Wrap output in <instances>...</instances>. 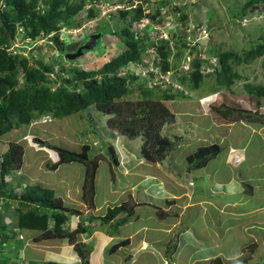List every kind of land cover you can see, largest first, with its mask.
Instances as JSON below:
<instances>
[{
	"label": "rangeland",
	"instance_id": "rangeland-1",
	"mask_svg": "<svg viewBox=\"0 0 264 264\" xmlns=\"http://www.w3.org/2000/svg\"><path fill=\"white\" fill-rule=\"evenodd\" d=\"M80 1L81 0H72V3L74 4ZM139 1H146L144 3L150 4L148 7H150V10L155 13L159 7L157 1L160 2L161 0H133V3L130 4L136 6ZM168 1L170 2L173 0ZM168 1L163 0V2ZM181 1L179 2L181 3ZM185 1L182 2V5L187 8L185 11H188V18L184 24L182 22H177L174 16H169L168 14L162 18V20L164 19L165 21V27L162 30L163 32H166L167 27L168 32L170 33L169 30L171 29L177 32L181 29L179 32L183 33L184 42H186V44L193 43L190 45L194 46L191 47L194 48V53L191 55V63H193L195 58L198 57L201 61L211 60L219 66L218 58L216 56L209 57L208 54L205 55V52L210 51V49H218L219 53L234 52L242 59L245 57V53L249 48L251 46H256L258 41L261 40L260 38L264 36V12H262V4L250 8L247 11L248 15L243 19L241 18L240 13L243 5L249 0ZM91 7L100 10V15L95 19H84ZM41 8H45V6L41 5ZM145 8H147V6H145ZM2 11L3 9L0 7V12ZM108 12L109 10L107 7L99 0L86 1L84 9L75 17L76 19L84 20L83 23H86V26L84 27L85 29H63L61 39L65 44H69L71 40H80L82 34L92 33L94 30L92 29V26L98 27L99 23L115 25L118 19H120L121 24H126L125 20H121L119 13ZM108 14H110L111 17ZM167 21H169L168 24L170 26L166 25ZM139 27H143V25L140 24ZM118 29L114 26L112 32H118ZM189 29L194 30L193 33H189ZM96 30L98 29H95L94 31ZM178 34V38H180V33ZM190 36H192V39ZM168 37L170 38L171 36L168 35ZM174 37L175 34H173V38ZM157 41L158 44H161L160 36L157 38ZM33 43L34 42L30 39L25 38L23 27L19 26L15 34L14 45L17 44L18 47H22V50L18 53L15 49L12 51H9L10 49H8V52L12 53L13 56L20 54L23 58H34L35 60L43 58L45 61H47L48 58L57 55V49L54 45H51L52 43L46 40L43 35L40 36V39L35 45L36 47L43 48L41 53L36 47H34ZM123 50H125V47L119 46L118 39L115 36L106 33L99 41L95 50L85 55L75 57L72 59L74 61L63 62V68L77 67L81 70L96 71L100 69L109 58L117 56ZM70 52L71 49L68 50V54L65 52L64 55H62V58L68 60ZM145 60L149 61L148 58ZM227 63L233 69L232 74L237 75L234 77V83L229 87L219 86L220 84L216 81L217 73L214 75L208 73L209 67L207 65L202 68L204 78L198 90H191V88H188V86L186 87L185 85L181 86L178 81V76L181 75V73L171 76L173 80L172 84L174 85L171 92L177 95L178 90H182L184 94H187V97L184 98V94L182 97H178L177 95L176 99L168 103L176 114V122L164 125L161 134L162 136H167L173 141H176L178 145L173 151L174 153L172 152L173 155H168L164 162L156 165L148 163L147 160L143 158L142 150L144 142L142 138L126 140L123 135L115 134L109 127L108 118L98 111H94L91 116H89L90 123L86 120V115L84 117L73 115L71 117L56 120L50 117H45L44 119L33 122L27 128L17 129L0 139V158H2V153L7 150L8 145L11 142L20 143L25 150L24 165L21 170L13 171L10 176L6 177L5 181L8 185L5 190H13V193L19 194L25 190L27 186L40 185L54 190L56 197L61 199L65 206L73 210L81 211L86 216L91 212L96 215L105 216L108 208L118 206L124 201H128L129 206L131 207L133 203L136 204L135 201L138 203L140 197H146L145 192L151 194L150 190H146L148 184L141 182L143 176L142 172L147 173L152 170L151 167H155L158 168L159 172L168 168V171H165L167 175L165 180L167 191L171 195L170 191H174V189L178 190L175 182L177 184L182 183L183 173L188 172L182 167L183 165L181 161L184 155L187 156L194 153L200 147L206 145L202 139L198 141L196 139L197 137H210V140L216 141L218 138L225 135L221 147L224 148L226 152L232 144L237 146V148H240L242 140L244 138H249L251 135V132L246 129L247 127L243 128L238 124L234 125L232 128H228L227 126H217L221 123L232 122H228V120H225L221 116L217 117V115H214L213 113L212 114L216 117L213 118V120L217 122V125L214 121H211L210 103L214 102L217 98L219 101L216 105L227 103L238 108L243 106L245 109H249L252 112L264 114V98L252 96L246 89L247 85L258 86L264 84V56L250 63H238L233 59L229 60ZM30 64L33 65V61H30ZM59 68L58 65L55 67V70L58 71ZM140 68L139 72L143 73ZM63 73L64 75H67L66 71ZM22 79L23 77L21 76L20 82ZM98 79L101 82L102 77L98 76ZM155 81H158V78H155ZM58 85L60 84L57 83L51 86L53 89H56ZM149 85L155 88L154 83H150ZM161 87L162 90L163 88L167 90L171 89L165 85ZM91 124L94 125V128L91 127ZM35 138H40L52 146H59L76 152H80L84 147L88 146L89 154L99 158L100 168L97 175V194L95 199L96 209L93 211L90 210L89 206L81 199L82 185L85 176L84 165L72 163L62 165L56 171L49 170L47 164L49 162L56 163L58 156L56 152L52 151L49 147L37 143ZM187 140H191L190 146L182 148V146H185V141ZM252 146L260 147V141L254 139L252 141ZM111 147L114 149V154L111 152ZM260 150L261 149L257 151L259 152ZM262 155H264V153ZM115 156L118 159V165H115V162L112 159V157L115 158ZM225 159V154L222 152L207 166V173L209 172L213 175V177L209 178L207 181L208 185L201 186L198 181L194 180V188L199 190V195L202 201H208V198L212 196V193L209 195V190L220 185V182L224 180L223 178L227 177L225 174L228 169L225 166L226 163H224ZM109 162H111V165H109ZM249 164L250 160H246V165L249 166ZM199 171H202V169H199ZM234 172L239 176L245 175V166L240 165V167L235 169ZM255 172L256 168L252 170L253 174ZM186 176L184 184L188 187L187 184H192L194 177L192 174H187ZM262 181L263 179H259L256 183H253V186H255V184H262ZM129 183L137 186L131 188ZM143 190H145V192ZM158 194H161V192ZM130 197L133 200H130ZM228 200L234 201L232 197L227 198L220 193L214 194L213 199L210 201L222 208V204ZM151 201L156 203V205L160 203V200L157 197H155V200L152 199ZM3 204V206H5L6 214L4 215L3 221H0V225H5L16 230L17 218L14 215L18 208V201L10 200L8 198L7 200H3ZM164 204L165 203L163 202V205ZM200 205L201 204H197L198 208L193 209H188L186 206L187 210L183 226H187L188 223L193 224V230H195L196 234L200 237L207 240L206 249L210 250L213 248L212 242L218 240L215 232L217 230H222L224 232L225 226L229 224H231V226L238 224L240 219H237L235 216L229 217L221 214L219 210L220 208L213 209L206 205L200 207ZM158 207L159 206L139 209V211H136L135 215L132 216V219L128 224L121 227H117L116 224H110L112 227L111 231L121 233L131 232L137 227L140 228V226L155 223ZM186 207H181V211L185 210ZM225 209L227 210L229 208ZM140 211H143L144 213H141ZM205 211L208 212L205 213ZM151 213H154V215ZM259 214L253 216L256 218V221H260L261 219ZM124 217L125 215H120L114 221L116 222L117 220L124 219ZM170 218L176 220L175 216H170ZM171 219L166 217L163 220V231L167 229L166 224H172ZM79 222L80 218L78 216H71L70 221L67 224L69 226L68 228H70V230L76 229ZM100 227L108 228L104 225H101ZM258 228L255 227L254 230L249 231L244 237H242L240 229L226 232L227 238L225 241H227V244L223 245L222 248L224 257H230L232 254L238 253L231 258L232 260L230 263L223 260L224 263L264 264V225L263 228L260 226H258ZM183 229L184 227H181L171 235L163 233V248L167 254L165 260H167L169 264H173L176 259H174V256H171L174 252L172 248L165 246V243L172 241L175 238L178 242V235ZM108 231L109 229H107L105 233L101 232V229L98 227L96 230H92L91 235H79L78 242L94 244V250L90 252V264H98V261H100V264H103L108 260L110 261V258L112 259L114 256L110 249L113 245L117 244L118 241H112L110 239L107 242L108 236L106 235V232ZM212 231L215 234H213ZM21 232L18 237L11 236L9 243L5 247H1L0 245V264H47L54 260L53 258H57L50 255V253H52L51 251L55 252L60 249L58 254L59 258L62 257L60 254H66L65 248H69L67 251L75 252L74 246L69 245L67 241H37L36 238L39 236V233H32L30 231ZM16 233L18 234V232ZM3 238V235H1L0 240ZM241 241H243L242 246ZM83 252L88 253L86 249ZM130 255L129 248L128 250L121 248V255H119L121 262L119 261V264H126V262H123L122 260H125ZM77 256L80 257L78 254ZM179 258L182 262H180V264H191V256L187 251L181 254ZM81 262H83V260H81ZM81 262L79 264H81ZM155 263L156 260L152 259V256L150 255H145L140 258V261L135 262V264Z\"/></svg>",
	"mask_w": 264,
	"mask_h": 264
},
{
	"label": "trees",
	"instance_id": "trees-1",
	"mask_svg": "<svg viewBox=\"0 0 264 264\" xmlns=\"http://www.w3.org/2000/svg\"><path fill=\"white\" fill-rule=\"evenodd\" d=\"M86 1L88 0H81L73 4L72 0H5L7 6L0 12V139L17 129L27 128L33 122L45 117L56 120L73 115L80 117L86 115L85 118L90 123L89 116L94 111H98L108 118L109 127L115 134L123 135L126 140L142 138L144 142L143 158L147 162L162 163L178 145L176 141L161 134L164 125L176 122V114L168 103L176 99L177 95L182 97L184 92L178 90V94L175 95L171 92L172 85L167 86L171 88L170 90L165 88L162 90L159 85L153 88L149 84L155 82L159 73L165 75L172 68L178 69L180 64L178 58L182 55L181 50H188L183 33L179 32L181 29L178 32L171 29L169 33L166 27V33L171 37H168V40L162 39L161 44H158L157 41V38L163 34L162 29L165 27V21L162 18L165 15L174 16L177 22L183 24L187 20L188 11H185L187 8L182 5L185 0L157 1L159 7L155 13L148 7L150 4L144 3L146 1H139L136 6H132L133 0H99L107 9L111 5L126 4V7L108 12L119 13L121 20H125L126 24H121L120 19L115 25L99 23L98 27L92 26V29L98 30L84 33L80 40H71L69 44H65L61 39L63 29L82 30L86 26L83 19L75 18L84 9ZM259 4H262V12H264V0H249L242 7L241 18L244 19L248 15L247 11ZM41 5H44L45 8H41ZM99 15L100 10L91 7L84 19H95ZM108 15L110 16V14ZM145 19L149 20L147 25L139 27ZM168 23L169 21L166 25ZM19 26L23 27L25 38L34 42V47H36L40 36L43 35L57 49V55L48 58L47 61L43 58L37 60L23 58L20 54L13 56L7 51L8 48H4V45L7 47L14 45L15 34ZM114 26L117 29L120 27L118 32H112ZM106 33L115 36L119 46H124L125 50L115 57L110 56L111 58L96 71L81 70L77 67L63 68V62L74 61L70 56L82 49L81 47L92 36H100L93 49L95 50ZM178 33H180V38H178ZM173 34H175L174 38ZM260 39L262 41H258L256 46H251L242 59L234 52L219 53L218 49H210L205 52V55L216 56L219 66L211 60L201 61L196 57L191 71L178 76L179 83L181 86H188L191 90H198L204 78L202 68L207 65L208 73H212L211 75L217 73L216 81L220 84L219 86L229 87L234 83V77L237 75L232 74L233 69L227 62L233 59L238 63H250L264 56V36ZM172 42L176 44L177 48L174 62L171 60L173 56ZM36 49L41 53L43 48L36 47ZM70 49L68 60L63 59L62 55L65 52L68 54ZM93 50L82 49L81 55ZM193 53L194 48L191 49V55ZM146 58L151 62L150 65L144 63ZM30 61H33V65L30 64ZM58 65L60 68L56 71L55 67ZM141 66V71L150 73H145L143 76L139 72ZM148 66L149 69H146ZM64 71L67 75H64ZM21 76L23 79L20 82ZM98 76L102 77L101 82ZM57 83L60 85L53 89L51 85ZM246 89L250 95L264 98V84L247 85ZM186 97L187 94H184V98ZM210 112L217 117L221 116L228 122L247 121L264 124V114L252 112L243 106L238 108L222 103L213 106ZM91 127L94 128V125L91 124ZM35 139L37 143L49 147L58 156L56 163L49 162L47 164L49 170L56 171L60 166L72 163L84 165L85 176L81 199L89 206L90 210L96 209L99 158L89 154L88 146L84 147L82 151L76 152L52 146L40 138ZM110 149L114 154V149L112 147ZM221 151L222 147L216 143L200 147L187 158L189 171L204 169ZM24 156V147L20 143L11 142L0 158V221H3L6 214L5 206H3L4 199L9 198L19 203L14 215L17 218V229L0 225V236L4 237L0 240L1 247H5L9 243L11 236L18 237L19 234L16 232L31 230L39 233L37 241H67L80 255L83 260L81 264H90V252L94 250V244L78 242L79 235H91L96 226L107 225L120 215H126L121 224L127 222L135 213V205L130 207L129 202L124 201L118 206L108 208L105 216L96 215L93 212L86 216L81 211L65 206L62 200L56 197L54 190L40 185L27 186L19 194L13 193V190L6 191L8 185L5 181L6 177L10 176L13 171L22 169ZM112 159L115 165H118L116 156ZM248 188L250 191L251 187L248 186ZM130 200H132L131 197ZM71 216L80 218L79 225L74 230H70L67 225ZM128 245L129 240H125L113 246L111 253L116 254L122 247H128ZM165 245L172 248L174 252L178 248L176 239L165 243ZM85 249L88 253L83 252ZM47 264L59 263L48 262ZM209 264L225 263L221 258H216Z\"/></svg>",
	"mask_w": 264,
	"mask_h": 264
},
{
	"label": "crops",
	"instance_id": "crops-1",
	"mask_svg": "<svg viewBox=\"0 0 264 264\" xmlns=\"http://www.w3.org/2000/svg\"><path fill=\"white\" fill-rule=\"evenodd\" d=\"M214 115L212 113L210 114V117L212 119L211 121H214L217 125V122L213 120V118H216ZM204 117H208V116H204ZM237 124L241 125L243 128L247 127L246 129H248L251 132V135L249 138H244L242 140L240 148H237V146H234L233 144L226 152L225 149L222 148L221 153L223 152L226 157L224 163H226L225 166L228 169L225 174L227 177L223 178L224 180L220 182V185H218L215 188H212V190H209V195L210 193H212V196L208 198L209 199L208 201L201 200V197L199 195V190H196L194 188L195 187L194 180L198 181L201 186L208 185L207 181L209 180V178L213 177V175L209 172L207 173L206 171L207 166L209 164L206 167H204L202 171L199 170L189 171L187 158L189 155L194 154L195 153L194 152L187 156L184 155L181 161L183 165L182 167L188 172L183 173V179L181 181L182 183L177 184L175 182L178 190L174 189V191H170L171 195L167 191V184L165 180V177H167L165 171H168V168L163 170L162 172H159L158 168L151 167L152 168L151 171L147 173L142 172L143 176L141 182H145L146 184H148V188L146 190L147 191L150 190L151 194H147L145 190H143L146 194V197H142V198L140 197L138 203L137 201L134 200L136 202V204L133 203V205H135V213L136 211L138 212L139 209L142 208L159 206L156 212L157 217L155 223H152L151 225L140 226V228L137 227L131 232H125V233L111 231L112 227L110 225V224H116L117 227H121L125 224H128V222H124L121 224L123 219L117 220L116 222L113 220L107 225H104L107 226L108 228H101L100 226L95 227V230L96 228L99 227L101 229V232L104 233L105 231H107V229H109V231L106 232V235L108 236L107 242L111 239L112 241H118L117 244H119L122 241L129 240L128 247L126 246L122 248H125L127 250L129 248L131 255L128 256L125 260H122L123 262H126V264H135V262L140 261L141 257L145 255L146 256L150 255L152 256V259L156 260L155 264H169L167 260H165L167 258V254L165 252V249L163 248V233H166L167 235H171L174 232H176L179 228L184 227V229L178 235V242H177L178 248L176 252H173V254H171V256H174V259H176V261H174L173 264H180L181 261L179 256L185 253L186 251L191 256L190 259L191 264H209L211 260H214L216 258H221L224 261L230 263V261L232 260L231 258H233L234 255H236L238 252L236 254H232L230 257H224L222 248L223 245L227 244L226 243L227 241H225V239L227 238L226 232L240 229L242 232V237H244L245 234H247L251 230H254L255 227L258 228V226H260L263 228L264 155L262 154L264 153V124L236 121L232 123H227V122L221 123L218 124L217 126H227L228 128H232L234 125ZM224 138L225 135L218 138L216 141L210 140V137L207 138L197 137L196 139L198 141L202 139L206 145H211L216 143L222 146ZM254 139L260 141V147L252 146V141ZM190 144H191V140H187L185 141V146H182V148H186L190 146ZM259 149L261 150L258 152L257 150ZM173 153L170 154V156H172ZM252 159L255 161H253ZM246 160H250L249 166L246 165ZM240 165L245 166V175L239 176L234 172V170L239 168ZM254 168H256V172L253 174L252 170ZM187 174L189 175L192 174V176L194 177L192 180V184H187L188 187L185 186L184 184L185 182L184 179L187 177L186 176ZM259 179H263L262 184H255V186H253V183H256L257 181H259ZM129 185L131 188L137 186V185H131L130 183ZM248 186L251 187L250 191ZM160 192L161 194H158ZM220 193L225 195L227 198L232 197L234 201L228 200L224 204H222V208L218 207L214 202L210 200L213 199L214 194H220ZM155 197L159 198L160 200V203L159 204L157 203L158 205H156V203L151 201L152 199L155 200ZM163 202L165 203L164 205ZM197 204H201L200 207L206 205L213 209L220 208L219 210L221 214L227 215L229 217L235 216L237 219H240V222L238 224H235L233 226L229 224L225 226L224 232L222 230H217L215 232L217 234L218 240L212 242L213 248L210 250L206 249L207 240L203 239V237H200L198 234H196L195 230H193V224L188 223L187 226H183V223L185 222L184 217L186 214L187 207L188 209L198 208ZM181 207H186V209L181 211L182 209ZM225 208H229L227 210L230 211H227ZM140 212L144 213L143 211ZM206 212L208 211H205V213ZM151 214L154 215V213ZM257 214L261 216L260 221H256V218L253 217L256 216ZM170 216L171 217L175 216L176 220L171 219ZM166 217H169V219L172 220V224L169 225L166 224L167 229L163 231V226H164L163 220ZM215 233L213 232V234ZM243 241H241V246ZM65 249L64 250L66 256L62 253L60 254L62 256L61 258L58 257L60 249L55 252L51 251L52 253H50V255L52 257L53 256L57 257V258H53L54 260H52L51 262H57L60 264H79L81 262V259L79 256H77V253L75 254V252H71L69 250L67 251V249L69 248H65ZM113 255L114 256L112 257V259L110 258V261L108 260L103 264H119V261L121 262L119 256L121 255V249L120 252H117L116 254ZM98 264H100V261H98Z\"/></svg>",
	"mask_w": 264,
	"mask_h": 264
},
{
	"label": "built area",
	"instance_id": "built-area-1",
	"mask_svg": "<svg viewBox=\"0 0 264 264\" xmlns=\"http://www.w3.org/2000/svg\"><path fill=\"white\" fill-rule=\"evenodd\" d=\"M123 7H126V4L124 5H115V6H109L108 10H117L119 8H123ZM111 8V9H110ZM149 22L148 19H145L143 20L142 24L143 26H146L147 23ZM145 23V24H144ZM167 26H170L169 24H167ZM194 30H188L189 33H193ZM190 38L192 39V36H190ZM160 39H164V40H168V34L166 32H163V34L160 35ZM190 44H193V43H190ZM190 44H187V47H188V50L184 51V50H181L182 52V55L180 56L179 59V67L178 69H174L172 68L171 71H169L167 73V75H163V74H159V78H158V81H155L154 82V86H163V84L167 87V85H170L171 84V75L173 74H176L178 72H184V73H188L191 71V47H194ZM171 49H172V52H173V56H172V61L174 62V55L176 54L177 52V48H176V44L174 42L171 43ZM154 55V54H153ZM145 63H148V61H144Z\"/></svg>",
	"mask_w": 264,
	"mask_h": 264
},
{
	"label": "clouds",
	"instance_id": "clouds-1",
	"mask_svg": "<svg viewBox=\"0 0 264 264\" xmlns=\"http://www.w3.org/2000/svg\"><path fill=\"white\" fill-rule=\"evenodd\" d=\"M1 1V0H0ZM116 5H121V4H116ZM6 2H5V0H2L1 1V4H0V7H2V9L4 10L5 8H6ZM111 6H115V5H111ZM4 48L6 49V48H8V49H10L9 51H12L13 49H15L18 53L19 52H21V50H22V47H18L17 46V44L16 45H13L12 47H7L6 45H4ZM8 49H7V51H8ZM211 62H213V61H211ZM145 63V62H144ZM146 65H150L151 64V62L150 61H148V63H145ZM192 64L193 63H191V69H192ZM142 67V66H141ZM141 70H142V68H140ZM146 69H149V66L146 68ZM145 73H150V72H147V71H143V73H141L143 76H145ZM179 73H184V72H178V74ZM189 73V72H188ZM188 73H186V74H188ZM159 74H162V73H159ZM165 75H167V73L165 74ZM173 75H175V74H173ZM172 76V75H171ZM154 77V76H153ZM156 78H159V76L158 77H156ZM171 79V84L170 85H172V86H174L173 84H172V77L170 78ZM167 86H169V85H167ZM155 87V86H154ZM217 97V96H216ZM218 97H219V95H218ZM218 99L216 98L215 99V101L214 102H212V103H210L209 104V106H210V110H211V108L213 107V106H215L216 104H218ZM249 110V109H248ZM42 119H44V118H42ZM237 122H239V121H237ZM242 122H244V121H242ZM249 123H251V122H249ZM261 124H263V123H261ZM148 163H150V164H152L151 162H148ZM157 164H158V162H157ZM160 164V163H159ZM154 165V164H153ZM126 216V215H125ZM134 216V215H133ZM119 217V216H118ZM125 218V217H124ZM16 219V218H15ZM132 219V217H130V219L127 221V222H129L130 220ZM17 229V228H16ZM22 231H30V232H34V233H38V232H36V231H31V230H22ZM21 232V231H20ZM20 232L18 233V234H20ZM22 233V232H21ZM123 242V241H122ZM121 243V242H120ZM117 245V244H116ZM115 246V245H114ZM223 260V259H222ZM224 262V261H223ZM226 264V263H225Z\"/></svg>",
	"mask_w": 264,
	"mask_h": 264
},
{
	"label": "water",
	"instance_id": "water-1",
	"mask_svg": "<svg viewBox=\"0 0 264 264\" xmlns=\"http://www.w3.org/2000/svg\"><path fill=\"white\" fill-rule=\"evenodd\" d=\"M100 36H92V38L87 41L85 43V45L83 47H81L82 49H88V50H93L95 47H96V44H97V39L99 38ZM82 49H79V51L77 53H75L74 55L70 56L71 59H74L75 57L81 55V51ZM69 56V55H68ZM152 164L156 165L157 162H151ZM141 246V245H140Z\"/></svg>",
	"mask_w": 264,
	"mask_h": 264
},
{
	"label": "flooded vegetation",
	"instance_id": "flooded-vegetation-1",
	"mask_svg": "<svg viewBox=\"0 0 264 264\" xmlns=\"http://www.w3.org/2000/svg\"><path fill=\"white\" fill-rule=\"evenodd\" d=\"M84 44V43H83Z\"/></svg>",
	"mask_w": 264,
	"mask_h": 264
}]
</instances>
